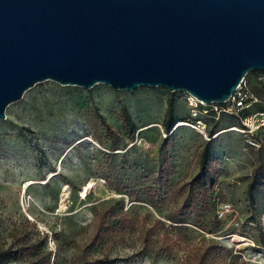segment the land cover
Here are the masks:
<instances>
[{
	"label": "rangeland",
	"instance_id": "374dc122",
	"mask_svg": "<svg viewBox=\"0 0 264 264\" xmlns=\"http://www.w3.org/2000/svg\"><path fill=\"white\" fill-rule=\"evenodd\" d=\"M245 80L253 92L264 72ZM255 102L250 112L264 108V95ZM122 107L135 124L133 140L124 135ZM191 115L184 92L162 87L45 81L29 89L0 120V250L34 245L51 264H264V179L253 204L247 194L256 169L264 170V132L245 134L237 118L200 112L206 131L216 132L204 138L186 126ZM208 142L217 184L201 196L187 183ZM225 203L231 212L218 218ZM96 213L106 218L98 239Z\"/></svg>",
	"mask_w": 264,
	"mask_h": 264
},
{
	"label": "water",
	"instance_id": "95a60500",
	"mask_svg": "<svg viewBox=\"0 0 264 264\" xmlns=\"http://www.w3.org/2000/svg\"><path fill=\"white\" fill-rule=\"evenodd\" d=\"M264 72V0H0V120L35 85L223 105Z\"/></svg>",
	"mask_w": 264,
	"mask_h": 264
},
{
	"label": "trees",
	"instance_id": "16d2710c",
	"mask_svg": "<svg viewBox=\"0 0 264 264\" xmlns=\"http://www.w3.org/2000/svg\"><path fill=\"white\" fill-rule=\"evenodd\" d=\"M258 72V71H255ZM245 83L246 80L244 79ZM247 90V89H246ZM248 93L256 100L257 94L264 95V84L260 88H254L253 92H250V90H247ZM256 102H252L251 106H255ZM248 108V109H249ZM248 109L242 111L238 116L235 115H226V114H220L222 116H229V117H234L239 120V126L241 127V122L240 120L242 118L248 117L252 114L253 112H250ZM173 102L170 100L167 105V111L166 115L163 121V127L164 129H171L172 127V119H173ZM264 112V108L260 107L257 108V112ZM209 113H212V116L215 120H217L216 117V112L213 110H210ZM219 116V115H218ZM120 119L122 122V127L124 131V135L130 139H134L136 127L135 124L127 111L125 107H122L121 109V115ZM197 120H201L200 118H193L191 116V119L185 121L186 123H191L195 124ZM102 125L107 131H111V128L109 125H107L103 119H101ZM205 126L206 123L205 121L201 120ZM207 127V126H206ZM236 127V126H233ZM206 131V128H205ZM259 131L264 132V128L260 129ZM215 129H211L208 132L206 131V136L208 135L209 137L213 136L215 134ZM264 137V136H263ZM257 141V138H255ZM264 170L261 167H258L254 173L253 179L248 185L247 189V194H248V200L250 201L251 204H253L254 201V196H253V190L256 185V181L258 178L261 180L264 179ZM217 184V173L214 171L211 158H210V143L208 142L201 150V153L199 155V172L198 174L193 177L188 183V192L189 193H197L198 195L201 196H206L208 192H211L214 190L215 186ZM261 184L263 185L264 182L262 181ZM195 194V197L198 196ZM95 219H96V229H95V237L94 239H98L99 237L103 236L105 233V226L104 220L106 219L104 214H95ZM104 219V220H103ZM178 223V222H175ZM214 250L218 251L220 254L228 252L226 248H223L222 246H214ZM0 264H51L50 261V255H38L36 252V247L34 245L30 246H21V247H15L11 246L8 249L5 250H0ZM86 264H110L108 260L104 259H95L93 261H88Z\"/></svg>",
	"mask_w": 264,
	"mask_h": 264
},
{
	"label": "built area",
	"instance_id": "2783aa9c",
	"mask_svg": "<svg viewBox=\"0 0 264 264\" xmlns=\"http://www.w3.org/2000/svg\"><path fill=\"white\" fill-rule=\"evenodd\" d=\"M185 94V102L187 106L191 109L192 117L196 118L198 113L207 114L210 109H206L208 107H212L213 111L219 114L226 115H235L238 116L242 111L249 108L252 102L256 100L248 93L246 90V83L243 80L242 83L237 88L236 92L230 97V99L223 105H204L194 97L189 94ZM241 127L239 130L245 134H252L255 130H260L264 128V112L254 113L248 117L242 118L240 120ZM186 126L193 127L195 129L201 130L199 131L203 137H206L205 124L201 120H197L193 125L191 123H185ZM235 129V128H234ZM254 141V140H253ZM252 146H257V143L250 142ZM231 212V205L228 203L222 204L217 211V217L223 218L228 213Z\"/></svg>",
	"mask_w": 264,
	"mask_h": 264
},
{
	"label": "bare ground",
	"instance_id": "6f19581e",
	"mask_svg": "<svg viewBox=\"0 0 264 264\" xmlns=\"http://www.w3.org/2000/svg\"><path fill=\"white\" fill-rule=\"evenodd\" d=\"M185 126V124H179L178 127Z\"/></svg>",
	"mask_w": 264,
	"mask_h": 264
}]
</instances>
